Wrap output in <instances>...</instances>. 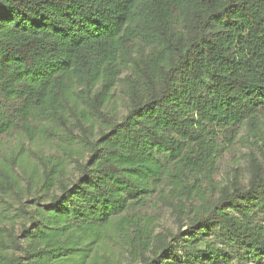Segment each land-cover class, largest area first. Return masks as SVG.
I'll use <instances>...</instances> for the list:
<instances>
[{
  "label": "trees",
  "instance_id": "16d2710c",
  "mask_svg": "<svg viewBox=\"0 0 264 264\" xmlns=\"http://www.w3.org/2000/svg\"><path fill=\"white\" fill-rule=\"evenodd\" d=\"M117 83L120 118L103 109ZM82 103L106 121L97 136ZM263 111L264 0H0V152L19 126L50 142L43 121L59 152L36 154L42 170L15 156L22 178L1 164L26 219L0 212V264L264 258V149L247 185L216 196L213 180L220 132L247 121L264 141ZM159 185L185 230L133 215Z\"/></svg>",
  "mask_w": 264,
  "mask_h": 264
},
{
  "label": "rangeland",
  "instance_id": "374dc122",
  "mask_svg": "<svg viewBox=\"0 0 264 264\" xmlns=\"http://www.w3.org/2000/svg\"><path fill=\"white\" fill-rule=\"evenodd\" d=\"M128 97L122 91V85L117 83L116 86L110 92V99L104 105V110L107 111L109 116L120 118L122 117L128 109ZM82 107H86L88 111V116L91 118L94 124L93 128L88 131L90 137L97 136L100 129L106 126V121L103 117L93 114L90 107H87L82 103ZM260 121L264 125V111L258 114ZM46 129L45 136L50 139V142H46L44 139L35 135H30L26 130L22 129L20 126L11 132L3 136L4 147L0 152V171L3 162H8L11 169L15 174L22 173L21 167L16 164L15 156L23 157L27 163V168H30V164L37 163L39 168L42 166L36 157L37 153L44 155L59 154L56 150V145L53 141L57 140V136L54 135L56 130L50 124H45ZM37 125V124H36ZM35 127L37 128L38 126ZM89 127V125H87ZM75 133L81 134L82 130L78 127L73 129ZM264 131V128H262ZM254 129L251 124L247 121L243 124H238L234 127L233 131L220 132L218 143V152L216 158V166L213 172V180L215 182V192L214 195L219 194V188L222 186H228L232 184L235 179H237L241 184L247 185L250 179V163L252 159L258 162L262 161V151L264 149V141L260 136L254 135ZM264 133V132H263ZM48 135V136H47ZM74 146V144H72ZM84 155V156H83ZM82 161H86L87 154L82 153ZM19 159V158H18ZM2 164V165H1ZM66 172L70 174H76L78 172V167L76 166V159L69 158L66 162ZM20 177L22 178L21 174ZM22 184L26 187V182L22 180ZM164 184V182H162ZM203 185L208 188L206 181H203ZM208 190V189H207ZM13 192V191H12ZM53 192V190H51ZM0 196V212L3 209H7V214L11 213L13 215L14 224L18 227L20 222L26 219L24 213L18 208L19 207V196L14 193L2 194ZM165 196L174 201L176 198L170 193L169 188L165 187ZM162 192L159 189H154L151 195L143 204H137L136 208L132 213L136 217H141L144 219L151 218L155 227L156 233H169L177 232L181 226L182 230L186 229L185 222V212L184 214L180 210L173 209L172 206L163 198ZM31 196L25 194L23 199L30 200ZM28 205L27 203L25 204ZM258 219L261 218L260 215L256 216ZM8 221V220H7ZM211 240L217 241L216 235L211 237ZM219 245V244H218ZM178 251V248H176ZM125 257V256H124ZM123 259V256L119 257ZM126 264V260L124 261ZM167 264H264V258L260 259L257 256L246 257L244 255H235L231 252H226L216 255H208L203 258H188L185 253L178 251L177 256L169 259Z\"/></svg>",
  "mask_w": 264,
  "mask_h": 264
}]
</instances>
